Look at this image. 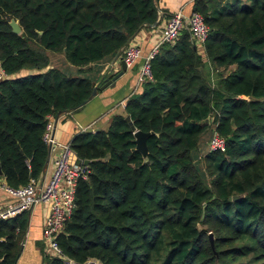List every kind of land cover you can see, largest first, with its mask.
I'll use <instances>...</instances> for the list:
<instances>
[{
  "label": "trees",
  "instance_id": "1",
  "mask_svg": "<svg viewBox=\"0 0 264 264\" xmlns=\"http://www.w3.org/2000/svg\"><path fill=\"white\" fill-rule=\"evenodd\" d=\"M158 1L0 0L5 185L42 177L50 117L80 109L96 85L50 66L48 51L83 72L156 24ZM194 10L209 26L204 51L186 27L161 45L153 79L126 102L135 128L118 114L73 137L77 158L91 161L58 237L63 256L44 264H264V0H195ZM212 125L226 147L204 155L207 183L193 152ZM137 130L152 132L146 155ZM26 227V216L0 218V264H16Z\"/></svg>",
  "mask_w": 264,
  "mask_h": 264
},
{
  "label": "crops",
  "instance_id": "2",
  "mask_svg": "<svg viewBox=\"0 0 264 264\" xmlns=\"http://www.w3.org/2000/svg\"><path fill=\"white\" fill-rule=\"evenodd\" d=\"M194 2L195 0H159L160 13L157 23L144 26L127 44V46H140L142 57L132 66H128L127 70L106 88L100 89L102 82L122 70L123 50L102 61L85 66L83 72H79L75 66L76 72L82 76L84 72L94 75L92 79L95 81L98 91L80 109L54 117L52 134L55 143L50 144L49 161H47L45 171L40 177V184H46L52 177L54 159L61 152L59 143H71L73 137L82 130L108 129L114 115H128L127 99L134 92L140 91L139 74L142 63L159 42L167 19L179 10L189 16L194 11ZM206 60L207 58H205ZM20 72L16 75L35 73L38 70L22 69ZM15 203H17V198L6 189L5 182L0 180V209H7ZM49 210L48 203L38 202L29 210L19 213V215L26 216L27 227L21 241L22 251L16 264H44L45 255L53 256L44 237L45 221Z\"/></svg>",
  "mask_w": 264,
  "mask_h": 264
},
{
  "label": "built area",
  "instance_id": "3",
  "mask_svg": "<svg viewBox=\"0 0 264 264\" xmlns=\"http://www.w3.org/2000/svg\"><path fill=\"white\" fill-rule=\"evenodd\" d=\"M185 27L191 31L192 38L201 51H204V45L209 35V26L204 16L196 10L189 16L179 10L167 19L159 42L145 57L140 69L139 83L153 79L152 59L159 52L163 43L175 40ZM122 53L128 66H132L142 57V50L138 45H128L124 47ZM53 119L54 117L51 116L45 133V138L49 144L55 143L52 134ZM59 146L61 152L54 159V171L46 184H40V178H33L27 185L19 189L5 185L6 189L17 198V203L10 205L7 209H0V218L14 217L29 210L38 202L48 203L50 210L45 221L44 237L53 256L61 257L63 250L58 237L75 211L78 183L82 177H86L87 165L77 158L71 143H59ZM225 147L226 138L215 129L210 140V150H224ZM73 158L75 159L73 160ZM66 261L68 264H75L74 260L70 258H67Z\"/></svg>",
  "mask_w": 264,
  "mask_h": 264
},
{
  "label": "rangeland",
  "instance_id": "4",
  "mask_svg": "<svg viewBox=\"0 0 264 264\" xmlns=\"http://www.w3.org/2000/svg\"><path fill=\"white\" fill-rule=\"evenodd\" d=\"M48 55H49V58H50V63L52 62V64H50V65H54L55 67L58 66V67H60L63 71H65L68 74L80 75L78 72H76L77 69L75 70V66L72 65L67 60V58L65 57L64 53L48 51ZM23 72H26V71H23ZM83 76L89 77L91 79H92V77H94V75L92 73H89V72H84ZM107 80L108 79H106V81ZM214 126L215 125H212L210 127V129L203 135V137H202V139L200 141L198 149L193 152V157H194L195 163L198 166V168L200 169V171H201V173L203 175V178L205 179V181L207 183L209 182V180H208V176H207V172H206V168H205L204 155L210 149V140H211V137H212V135L214 133ZM74 159L75 158H73V160ZM210 233L213 236L212 238L214 240V247H215V238L217 236V233H215L213 230H211Z\"/></svg>",
  "mask_w": 264,
  "mask_h": 264
},
{
  "label": "water",
  "instance_id": "5",
  "mask_svg": "<svg viewBox=\"0 0 264 264\" xmlns=\"http://www.w3.org/2000/svg\"><path fill=\"white\" fill-rule=\"evenodd\" d=\"M11 25L13 27V31H15L16 33H21L22 32V27L21 25L19 24V21H17L16 19H12L11 20ZM127 62L125 60H122V70L120 72H118L117 74H115L112 78H108V80L100 87V89H104L106 88L107 86L113 84L126 70H127ZM98 91V88L95 86L93 92H92V95H95ZM127 120L130 122L132 128H135V125L133 123V120L131 118L130 115H127L126 116ZM136 134V141L138 143V148L146 155L147 152H148V145H147V138L152 134V132H143V131H140V130H137L135 132ZM49 161V157H48V160ZM91 160L89 159H86L84 161V163L86 165H88L90 163ZM238 198V196H234V199ZM212 234H211V242H212V245L214 246V240L212 238ZM21 251H22V248H21ZM21 251H20V254H21ZM19 254V255H20Z\"/></svg>",
  "mask_w": 264,
  "mask_h": 264
}]
</instances>
